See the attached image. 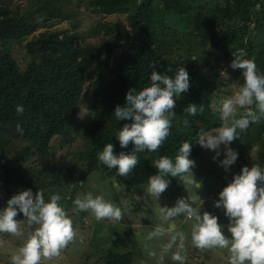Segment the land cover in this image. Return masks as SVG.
Wrapping results in <instances>:
<instances>
[{"label":"trees","instance_id":"1","mask_svg":"<svg viewBox=\"0 0 264 264\" xmlns=\"http://www.w3.org/2000/svg\"><path fill=\"white\" fill-rule=\"evenodd\" d=\"M36 3L45 21L57 18L62 10L58 6L64 0H30ZM91 6L101 14L128 13L130 0H88ZM142 0L137 9L130 12V28L121 26L117 35L107 41L102 48L89 45L81 46L75 34L59 35L50 31L36 34L39 22L19 17L12 10L0 5V44L3 42L25 41V50L30 62L22 72L10 50H0V138L6 134L15 140H24L39 154L47 155L51 143L56 138L69 142L72 119L80 107L83 90L88 77L95 95L93 102L92 126L86 130L88 141L85 172L91 174L102 171L109 178L132 190L140 174L155 171L152 159L167 155L175 157L183 141L192 142L190 157L197 158L203 148L195 143L200 127L212 130L221 125L218 110L213 109V99L220 92V82L234 74L230 67L234 59L232 54L244 49L246 59H254L257 68L264 72V25L259 27V35L251 38L254 8L260 6L264 14V0H221V3L199 0ZM205 9L214 36L217 40L206 41L198 35L179 31L169 26L170 16H195ZM249 36V37H248ZM200 42V43H199ZM120 46H125L120 49ZM209 46V47H208ZM121 51L111 67L112 76L104 80L98 72L97 62L107 67L113 55ZM153 65L158 73L174 76L179 67L189 73L190 88L176 100L169 135L155 152L137 153L139 163L127 176H120L116 169H109L98 160V153L107 143L114 145V152H131L134 146L121 148L116 134L128 120L117 121L113 115L116 105H124L125 94L129 89H140L149 85ZM223 69V70H222ZM96 71L92 79L89 75ZM89 75V76H88ZM189 104L203 106V111L189 116L184 109ZM23 105L24 112L18 114L16 106ZM219 106V105H218ZM254 110V109H253ZM255 113V110H254ZM187 118L189 126L183 124ZM17 124L23 129V135L17 131ZM263 126L251 138L244 130L245 139H236L232 148L239 153L237 168L243 167V153L254 140H261ZM250 137V138H249ZM261 140V141H260ZM239 174V173H238ZM34 175L22 165H6L0 158V187L5 190L3 207L15 194L31 189H41ZM60 177L57 178L59 180ZM47 200V199H45ZM17 219H23L18 213ZM22 224H26V220ZM1 234V233H0ZM131 254H118L108 251L101 263L129 264Z\"/></svg>","mask_w":264,"mask_h":264},{"label":"clouds","instance_id":"2","mask_svg":"<svg viewBox=\"0 0 264 264\" xmlns=\"http://www.w3.org/2000/svg\"><path fill=\"white\" fill-rule=\"evenodd\" d=\"M234 59L230 67L241 72L243 83L234 86V92L220 101L217 108L221 125L212 130L200 127L195 143L202 148L213 151V160L228 172L234 165L239 153L230 147L231 143L240 138L251 122L264 118V73H261L254 59L244 58V49L232 54ZM149 85L137 91L129 89L125 94L124 105H116L114 117L117 121L128 120L115 135L119 146L127 148L131 143L133 151L115 153L114 145L107 143L100 151L98 160L109 169H116L120 176L129 175L139 163L137 153L155 152L169 135L176 100L190 88L189 73L186 68L179 67L174 76L158 73L153 65ZM255 104L254 110L250 107ZM238 109H244L238 114ZM16 112H24L23 105L16 106ZM203 111V106L189 104L185 109L189 116ZM185 126L190 121L183 120ZM17 131L23 135V129L17 124ZM223 146V152H221ZM192 142H181L174 159L162 155L151 161L157 172L147 180L146 193L159 201L161 194L169 187V176L182 181L184 186H193L199 190L202 181L195 178L193 169L195 161L190 158ZM197 196L178 198L172 207L159 209L160 224L154 226L149 238L168 236L159 252L150 251L149 255L163 264L167 254L178 264H186V234L178 231L175 220L182 217L190 224L191 243L198 249H226L228 264H264V167L253 164L243 166L239 174H234L230 183L219 193L213 206L222 209L228 219L227 225L218 222L219 218L202 211L203 201L196 203ZM61 196L52 194L45 200L42 190L35 194L31 189L13 195L7 206L0 208V233H9L23 237L24 220L28 226H35L27 234V238L17 252L10 257L11 264H41L43 260L56 257L76 235L71 217L60 204ZM74 206L81 211H90L97 221L107 218L115 223L122 219V210L103 196L87 193L83 197L77 195ZM18 213L23 219H17ZM226 229V231H225ZM175 247V251H172Z\"/></svg>","mask_w":264,"mask_h":264},{"label":"rangeland","instance_id":"3","mask_svg":"<svg viewBox=\"0 0 264 264\" xmlns=\"http://www.w3.org/2000/svg\"><path fill=\"white\" fill-rule=\"evenodd\" d=\"M141 1L130 0L128 13L105 16L96 11L88 0H64L58 4L62 10L61 15L49 21L42 19L38 6L30 0H0V5L9 8L19 17H26L27 20L37 19L39 27L35 35L46 31L62 36L75 34L78 36L81 46L93 45L102 48L107 41L117 35L119 27L130 28L129 14L137 9ZM206 1L215 4L222 2L221 0H199V5H204ZM159 3V0L155 2V4ZM260 8L257 6L253 11L252 39L259 35V27L264 25V14ZM196 9L199 11L195 12V16H170L167 23L179 31L198 35L202 39L206 38V41H210L209 46H211L217 38L210 27L205 9L200 6ZM25 45V41L0 44V50L7 49L12 52L22 72L27 69L30 62ZM124 47L120 46V49L122 50ZM120 53L121 51H118L113 55L107 67L102 63L104 57L97 62L96 68L99 69L98 72L102 73L105 81L112 76L111 67ZM258 70L264 73L260 69ZM98 72L92 71L89 75L95 79ZM86 80L88 82L84 86V96L72 119L71 133L68 136L70 140L67 144L58 137L52 141L49 153L42 155L24 140H15L6 134L2 139L0 138V158L4 164L22 165L26 170H30L34 175L33 179L38 181L37 185L43 187L32 190L33 193L42 190L44 198L47 200L52 194H59L61 196L60 204L72 219L76 233L73 240L61 249L58 256L43 260L41 264H97L101 263L107 252L111 250L118 254H131L132 262L129 264H158L157 259L151 257L149 252H159L160 247L168 242L169 237L149 238V234L154 226L161 222L159 219L160 206L172 207L181 197L197 196L196 203H199L200 200L203 201L202 211L216 215L219 218V223L227 225L228 219L223 210L215 208L213 202L218 199V193L231 182L233 175L240 173L242 167L239 168L238 173L237 168L241 161L235 162L230 166V170L225 172L219 165V160L223 159V155L214 161L215 153L203 148L199 157H190L196 164L193 169L195 178L202 181L203 187L197 190L193 186H188L186 189L182 181L169 176V187L161 194L159 201L149 197L146 193L147 180L151 175L156 174V169L153 173L138 175L132 190L119 184L115 178H109L102 171L98 170L91 174L85 172L86 159L83 154L88 147L85 131L92 126L93 102L95 101L91 87L92 80L89 77ZM240 83H243V78L238 69L234 71V74L225 76L219 85L220 92L213 99V109L217 110L220 101L232 95L235 90L234 86ZM247 107L255 110V104ZM243 112L244 109H238V114ZM185 114L187 113L185 112ZM261 126L264 127V118L258 122L250 123L246 130L250 132L251 138L254 139ZM244 134V131L241 132L239 139L243 138L245 142ZM262 139H264V128L261 134ZM248 144V142L245 143L247 149L243 153L242 166L250 168L253 164H259L264 167V147L258 140H254L251 146ZM230 147L232 148V143ZM221 152H223V146H221ZM58 177H60L59 180H57ZM89 192L94 197L103 196L105 200L121 208L122 219L115 223L107 218L97 221L90 211L78 210L73 204L74 199L77 195L83 197ZM4 199L5 190L0 187V208H3ZM175 223L177 230L183 231L187 237L184 250L187 257L186 264H228L226 249L201 250L196 248L191 243L190 224L184 222L182 217H177ZM21 226L25 231L23 237L13 236L9 233L0 234V264H11L10 257L17 252L26 240L27 234L35 227L26 224ZM172 251H175V247ZM170 255L171 253L167 254L163 264H178L170 259Z\"/></svg>","mask_w":264,"mask_h":264}]
</instances>
